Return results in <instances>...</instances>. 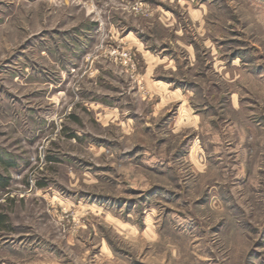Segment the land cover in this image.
<instances>
[{"label": "rangeland", "instance_id": "1", "mask_svg": "<svg viewBox=\"0 0 264 264\" xmlns=\"http://www.w3.org/2000/svg\"><path fill=\"white\" fill-rule=\"evenodd\" d=\"M0 175V264H264V0H0Z\"/></svg>", "mask_w": 264, "mask_h": 264}, {"label": "trees", "instance_id": "2", "mask_svg": "<svg viewBox=\"0 0 264 264\" xmlns=\"http://www.w3.org/2000/svg\"><path fill=\"white\" fill-rule=\"evenodd\" d=\"M73 136H75V135H73ZM75 138H76V136H75ZM7 184H8V181L3 179V177L0 175V186L5 187V186H7Z\"/></svg>", "mask_w": 264, "mask_h": 264}]
</instances>
